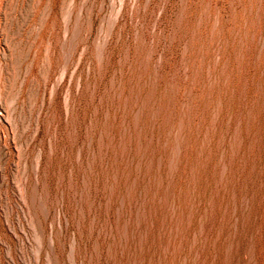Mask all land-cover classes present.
I'll list each match as a JSON object with an SVG mask.
<instances>
[{
	"label": "rangeland",
	"instance_id": "1",
	"mask_svg": "<svg viewBox=\"0 0 264 264\" xmlns=\"http://www.w3.org/2000/svg\"><path fill=\"white\" fill-rule=\"evenodd\" d=\"M0 134V264H264V0H0Z\"/></svg>",
	"mask_w": 264,
	"mask_h": 264
},
{
	"label": "bare ground",
	"instance_id": "2",
	"mask_svg": "<svg viewBox=\"0 0 264 264\" xmlns=\"http://www.w3.org/2000/svg\"><path fill=\"white\" fill-rule=\"evenodd\" d=\"M1 135V134H0ZM22 190V189H21ZM21 192V191H20ZM24 199V198H23ZM21 200V199H20ZM26 219V218H25ZM35 228V227H34ZM51 239V238H50ZM12 252V251H11ZM49 253V252H48ZM37 260V259H36ZM37 262V261H36Z\"/></svg>",
	"mask_w": 264,
	"mask_h": 264
}]
</instances>
